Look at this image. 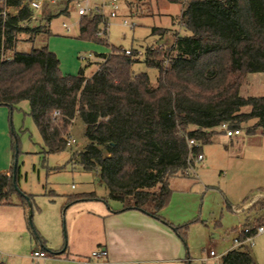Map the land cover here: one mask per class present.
Here are the masks:
<instances>
[{
    "label": "trees",
    "instance_id": "trees-1",
    "mask_svg": "<svg viewBox=\"0 0 264 264\" xmlns=\"http://www.w3.org/2000/svg\"><path fill=\"white\" fill-rule=\"evenodd\" d=\"M166 1L182 5L171 46L156 43L140 56L137 49L126 54L114 47L99 55L104 61L88 76L83 69L64 74L48 46L18 50L21 39L33 40L48 32V26L33 24V11L24 0H0V106L13 110L29 101V114L47 153L69 147L71 126L80 117L88 142L72 159L84 170L98 172L109 191L107 199L160 220L173 192L170 179L189 175L188 159L217 133H225L218 130L222 124L241 129L255 118L248 131L264 130V95L240 93L245 73H264V0ZM54 15L45 16L48 23ZM81 16L80 37L109 44L108 16L94 11ZM152 32L163 38L167 28L153 27ZM139 61L159 70L156 84L146 72L133 71ZM246 106L250 111H243ZM190 139L198 145L189 146ZM13 175L14 164L10 175L0 172V205L14 204L15 192L24 203L31 200L16 188L18 166L16 182ZM96 197L94 192L73 194L67 204ZM261 220L249 233L240 231L238 239L254 235ZM172 227L186 242L187 224ZM246 243L223 254L221 264H254Z\"/></svg>",
    "mask_w": 264,
    "mask_h": 264
},
{
    "label": "rangeland",
    "instance_id": "rangeland-1",
    "mask_svg": "<svg viewBox=\"0 0 264 264\" xmlns=\"http://www.w3.org/2000/svg\"><path fill=\"white\" fill-rule=\"evenodd\" d=\"M100 3L101 0H56L46 4L35 12L33 24H46L49 31L40 32L33 40L21 39L17 49L28 52L48 46L59 57L64 74L76 75L83 69L89 76L104 61L99 55L109 54L114 47L144 52L156 43L157 47L173 44L169 36L164 40L152 32L153 27L178 28L172 16L176 17L182 5L166 0H121L118 14L108 15L109 44L81 38L79 6ZM104 12L108 14L109 8L104 7ZM51 13L55 15L48 23L45 16ZM181 33L189 31L182 29ZM132 69L135 73L146 72L151 82L157 83L156 67L139 61ZM240 93L245 97L264 95V73H245ZM7 108V121H0V165L9 154L10 168L19 151L16 160L21 175L17 187L31 195V206L24 203L19 192L12 196L15 205H0V256L6 264H29L31 252L44 245L49 255L39 264H86L85 261L97 260L93 250L100 246L93 249V242L101 234V225L91 213L96 201L88 198L67 204L68 196L73 194H109L97 171H86L72 159L73 153L87 145L86 125L76 117L70 131L76 142L63 152L47 153L29 114V101H21L13 110ZM243 111H250V107ZM256 122L252 118L243 123L241 134L232 137L217 133L212 142L203 144L204 158L195 162L191 174L170 179L173 192L165 212L179 225L187 224L186 242L180 240L192 257L191 264H201L200 258L210 246L219 254L238 246L235 238L257 219L264 224V130L248 131ZM246 244L254 264H264V232L255 234ZM103 261L101 258L99 264H106Z\"/></svg>",
    "mask_w": 264,
    "mask_h": 264
},
{
    "label": "crops",
    "instance_id": "crops-1",
    "mask_svg": "<svg viewBox=\"0 0 264 264\" xmlns=\"http://www.w3.org/2000/svg\"><path fill=\"white\" fill-rule=\"evenodd\" d=\"M181 11L182 7L176 17L172 16L173 23L178 24L177 21ZM165 28H167V32L163 35V38L168 40L169 36L172 39V43L175 36L171 34L179 30V27L177 29ZM7 113V106H0V121L2 123L7 121ZM5 143L8 146L9 139L7 136H5ZM8 162L9 154L6 156V162L0 165V170L10 175L11 167L8 168ZM107 197L97 195L94 198L97 204L91 206L93 210L91 211L92 216L96 217L95 219L101 225V234L100 236H95L93 249L99 245L100 248L98 249L107 251V254L102 257L104 263L191 264L192 257L188 250H185L180 238L172 227L179 226V224L168 216L165 212L166 208L161 211L164 219L160 220L138 209H124V206L118 201V204H111ZM102 201H105V204ZM12 205H15V203ZM244 206L247 208L248 203L244 204ZM39 240H42L41 236ZM236 247L233 245L230 249Z\"/></svg>",
    "mask_w": 264,
    "mask_h": 264
},
{
    "label": "built area",
    "instance_id": "built-area-1",
    "mask_svg": "<svg viewBox=\"0 0 264 264\" xmlns=\"http://www.w3.org/2000/svg\"><path fill=\"white\" fill-rule=\"evenodd\" d=\"M56 0H24L32 9L33 15L32 19H36L35 12L41 11L46 4H51L55 3ZM121 0H101L100 4H95L93 7H88V6H83L80 5L78 9V13L80 15H85L89 12H98L103 15H110V16H116L119 11ZM104 7L109 8L108 14L104 12ZM125 23L128 24V21L125 20ZM64 26L69 30V26H67L64 23ZM126 54H132L131 49H125ZM137 55H142L143 52L141 50H137ZM60 112L59 110L55 111V115H59ZM221 130L225 131L226 135L229 137L239 135L241 134V130L238 128H230L228 124L224 123L219 127ZM76 142L75 138L70 137L67 141V145L71 146ZM189 146L191 145H198L197 142L194 139L188 140ZM204 155L202 152L197 154L193 160L191 157L188 159L189 162V168L185 171L186 174H191V168L194 166L196 161H201L203 160ZM251 227L246 226L244 227L243 231L246 233H249L251 231ZM242 231V230H241ZM264 232V225H259L256 229L255 234L257 233H262ZM254 234V235H255ZM254 235L248 236L245 240L241 241L238 239V237L235 238V241L239 244L244 243V242H250L253 238ZM107 254V251L105 249H98L93 252V257L97 258V260H88L86 261V264H99V261L102 257H104ZM49 252L45 248H35L31 252V262L29 264H39L41 260L45 259L48 257ZM222 254L217 253L211 246L206 248L204 251V255L200 258L201 264H221L222 263ZM3 258L0 256V261H2Z\"/></svg>",
    "mask_w": 264,
    "mask_h": 264
},
{
    "label": "water",
    "instance_id": "water-1",
    "mask_svg": "<svg viewBox=\"0 0 264 264\" xmlns=\"http://www.w3.org/2000/svg\"><path fill=\"white\" fill-rule=\"evenodd\" d=\"M16 168H17V160L15 161L14 163V182H16ZM16 188L18 189L17 185H16ZM25 197L29 200L28 196L25 194ZM29 206H31V203L29 201ZM29 220L31 221V216L29 218Z\"/></svg>",
    "mask_w": 264,
    "mask_h": 264
}]
</instances>
